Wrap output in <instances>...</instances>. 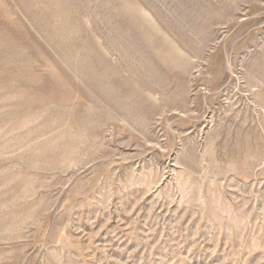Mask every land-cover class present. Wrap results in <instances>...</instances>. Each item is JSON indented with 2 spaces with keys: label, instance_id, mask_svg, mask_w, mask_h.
<instances>
[{
  "label": "rangeland",
  "instance_id": "obj_1",
  "mask_svg": "<svg viewBox=\"0 0 264 264\" xmlns=\"http://www.w3.org/2000/svg\"><path fill=\"white\" fill-rule=\"evenodd\" d=\"M0 264H264V0H0Z\"/></svg>",
  "mask_w": 264,
  "mask_h": 264
}]
</instances>
